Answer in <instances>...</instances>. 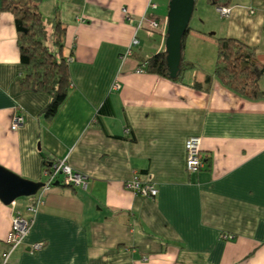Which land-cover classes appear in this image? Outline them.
Returning a JSON list of instances; mask_svg holds the SVG:
<instances>
[{"label": "crops", "instance_id": "crops-1", "mask_svg": "<svg viewBox=\"0 0 264 264\" xmlns=\"http://www.w3.org/2000/svg\"><path fill=\"white\" fill-rule=\"evenodd\" d=\"M166 3L40 0L41 17L54 13L63 28L60 54L69 57L66 96L45 118L47 94L19 86L13 18L0 0V165L42 182L41 161L63 158L86 181L81 188L56 180L44 190L9 264H264V97L220 82L211 38L254 45L264 66V0H233L214 30H188L180 52L192 66L178 79L134 72L163 49ZM141 17L156 27H137ZM258 84L264 93V74ZM14 112L23 120L10 129ZM188 136L199 138L203 158L192 172L183 167ZM134 172L155 187L153 197L124 186ZM30 199L0 202V259L13 211L27 216Z\"/></svg>", "mask_w": 264, "mask_h": 264}, {"label": "trees", "instance_id": "trees-1", "mask_svg": "<svg viewBox=\"0 0 264 264\" xmlns=\"http://www.w3.org/2000/svg\"><path fill=\"white\" fill-rule=\"evenodd\" d=\"M39 1L2 0L1 8L8 10L13 18L19 61L23 66L22 75L18 79L19 86L29 90H41L47 94L48 100L42 107L41 114L49 118L66 96L69 78L67 56L60 54L63 28L53 13L47 19L50 34L45 32L43 19L37 8ZM205 1L214 7L229 6L233 2V0ZM188 29L187 25L180 38V49ZM215 39L213 74L223 85L244 97L250 99L264 97L258 84L264 74V66L256 59L255 46L230 36H217ZM139 66L143 71L167 76L163 49L144 57ZM191 66V62L182 59L180 52L179 69L173 79L180 78L182 71ZM210 78V74L204 75L203 88L207 87ZM193 85L200 87L198 83ZM47 164V160L41 161V167Z\"/></svg>", "mask_w": 264, "mask_h": 264}, {"label": "built area", "instance_id": "built-area-1", "mask_svg": "<svg viewBox=\"0 0 264 264\" xmlns=\"http://www.w3.org/2000/svg\"><path fill=\"white\" fill-rule=\"evenodd\" d=\"M216 10L220 15L226 16L229 11V6H218L216 7ZM120 11L123 19L129 22L131 17L127 13L126 9L122 6L120 7ZM76 19L82 21V19H79L78 17H76ZM143 24L147 31H152V29H154L157 25L153 17L147 19H143L142 17L139 18L137 21V27H141ZM136 41L137 39L135 36H131L129 45L123 51L121 57H124L130 53V47L134 45ZM67 60H69V57L66 58V61ZM141 71L142 68L140 66L134 69V72ZM22 120L23 117L21 113H12L9 120V128L15 129L22 123ZM202 165L203 158L200 155L199 138L197 136L186 137L183 141L184 169L188 172H192L201 168ZM41 174L44 177L42 184L35 190L33 194L29 195L31 196V199L23 207V211L27 214V216H24L21 211H13V215L10 220L9 231L5 237V243L7 247L2 253L0 264H9L7 262V255L9 251L20 242L22 235L27 230L30 221V215L40 204H42L43 192L49 187L50 184L54 183L56 180H58L63 185L72 187L84 188L86 184L85 175L71 169V167L65 162L63 158L49 161L47 165L42 166ZM57 177H59V179H57ZM124 186L133 194L143 195L146 197H153L156 191L155 187L149 181L140 180L135 172L132 173V175L124 182ZM40 245V241L33 242L30 244V249H38Z\"/></svg>", "mask_w": 264, "mask_h": 264}, {"label": "water", "instance_id": "water-1", "mask_svg": "<svg viewBox=\"0 0 264 264\" xmlns=\"http://www.w3.org/2000/svg\"><path fill=\"white\" fill-rule=\"evenodd\" d=\"M194 0H167L163 38L164 65L167 77L173 78L179 69L180 38L192 11ZM42 184L23 178L0 165V202L8 204L18 196H28Z\"/></svg>", "mask_w": 264, "mask_h": 264}, {"label": "rangeland", "instance_id": "rangeland-1", "mask_svg": "<svg viewBox=\"0 0 264 264\" xmlns=\"http://www.w3.org/2000/svg\"><path fill=\"white\" fill-rule=\"evenodd\" d=\"M43 14L46 13L42 11ZM219 18V14L216 10V7L208 4L205 0H194L193 1V9L191 11L189 20H188V30H192L195 32L202 33L204 35L207 34L208 31L214 30L212 27L215 25V22ZM44 28L47 34H50V26L47 20L43 17ZM217 36H211L214 45H216ZM26 196H18L14 199H18Z\"/></svg>", "mask_w": 264, "mask_h": 264}]
</instances>
